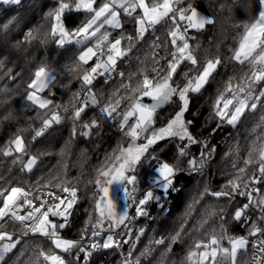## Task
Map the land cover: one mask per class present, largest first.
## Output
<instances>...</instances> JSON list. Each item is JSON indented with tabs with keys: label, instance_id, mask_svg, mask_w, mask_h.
I'll return each mask as SVG.
<instances>
[{
	"label": "snow or ice",
	"instance_id": "1",
	"mask_svg": "<svg viewBox=\"0 0 264 264\" xmlns=\"http://www.w3.org/2000/svg\"><path fill=\"white\" fill-rule=\"evenodd\" d=\"M2 2L19 5L22 0ZM74 7L75 10L89 15L80 26L72 30L65 27L62 17L70 5L64 0H59L58 5L45 15V20L50 21V31L41 32L40 28H36L29 30L24 37L23 42L26 43L38 40L44 44L51 37L56 39L58 47L75 44L81 48L75 59L64 65L62 74L70 78L69 83L75 79L80 81L82 97L81 92H76L66 103L54 104L52 100L40 95L46 89H50L57 80L56 71L46 64L35 71L34 78L28 84L26 99L40 110L34 119L42 122V126L35 131L33 140L41 137L52 124H58L64 118L61 111L54 109L68 113L71 108L69 119L74 125L81 121L82 114L87 109L100 103L93 90L94 81L98 77H103L107 83L114 74L123 80L125 73L117 71L118 61L129 56L136 43L145 38L149 29H155L162 22H170L167 37L170 39L171 51H168V41L160 42L157 37L150 46L153 67L150 70L141 67L137 72L128 74L127 81L121 83L108 97L107 103L100 108L101 116L112 118L116 113L121 114L119 128L129 142L126 147L118 146L97 170L95 185L98 193L95 194L94 201L96 213L94 222L91 213L89 214L91 237L95 238L101 236L106 227L109 232H114L121 226L127 227L126 221L133 219L129 216L127 204L123 209L118 207L113 195L114 185H121L124 199L135 205L136 217L148 215L145 206L149 201H160L161 196L155 195L151 188L136 200L139 179L136 169L144 159L151 156L149 152L151 146L161 140L177 138L186 142L179 148L180 156L187 155V148L199 142L190 131L193 122L184 119L190 105V94L199 93L209 83L222 60L219 56L209 58L203 66H199L196 50L189 42L192 38L187 33L190 29H203L214 21L211 17L200 14L197 7L186 0H75ZM122 17L134 21V35H125L123 32L113 35L114 31L123 29ZM15 19L13 17L4 23L0 31L6 32ZM183 21L187 23L182 28ZM161 49L166 55H161ZM161 60L165 63L161 64ZM231 60L239 67L229 77L224 91L219 93L213 107L216 116L221 119L227 118V123L235 126L246 113H256L258 109H264V87H257L264 85V0H259L258 15L250 17L249 22L244 24L243 35L238 48L233 51ZM186 62L191 68L184 73L185 83L176 84L174 77L180 66ZM4 91L7 90L0 89V92ZM173 97H178L181 102L179 110L164 126L154 129L155 114ZM122 105L124 110L121 112ZM130 120L134 122L130 123ZM94 127H98L96 120L82 125L84 130ZM257 127L264 128V112L259 116ZM76 132L74 126L73 136ZM149 132L150 135H145ZM83 134L88 135V131H84ZM142 136L144 142L137 143ZM16 154H27V145L19 133L0 148V155L5 158L12 157L13 164L20 163L21 171L31 172L38 163L36 155L28 156L27 161L23 162L22 155ZM206 161L207 157L202 152L199 160L192 157L188 163L193 171L198 172L205 167ZM232 167L235 169L234 175L220 190L210 191L206 187L198 198H193L185 213L184 223L171 240L175 243L181 239L187 218L191 216L195 205L200 203L205 194L229 201L234 200L236 196L245 197L247 202L235 209L232 219L248 227V235L228 234L223 224L224 218L221 216L220 230L213 228L207 233L206 239L195 242L187 254V264H264V193L254 187L264 181V132L249 146L246 156L242 159V166L233 163ZM250 169H254L252 174H249ZM156 171L154 184L166 194L173 187L176 168L165 161L156 166ZM4 180L5 178L0 176V182ZM41 180L37 181L38 188L35 192L22 186L0 188V197H3L0 204V264H8L9 255L14 253L18 245H21L25 238L36 235L47 238L52 248L45 249L39 243L25 244V247L16 254L13 264H77L82 255L87 258L92 254V250L119 248L122 243L131 244L123 264H141L140 258L149 255V249L146 248L133 259L135 243L129 239L121 242L112 234L107 235L102 244L95 239L86 244L87 224L81 230L79 239L64 238L61 231L70 227V217L78 198L77 189L66 186L65 181L58 176H52L42 184ZM54 189L68 195L59 196ZM256 196L259 198H255ZM160 206L163 208V205ZM253 208L259 213L256 219L247 215ZM220 211L223 212V209ZM216 214L214 208H209L205 218L200 222V227L203 228ZM54 217H59V221L52 219ZM143 232L144 229H141L140 233ZM249 237L262 238L252 244L251 261L241 262L238 255L247 252ZM224 241H227L229 247L223 246ZM153 243L159 245L165 242L160 239ZM26 253L29 255L22 259Z\"/></svg>",
	"mask_w": 264,
	"mask_h": 264
},
{
	"label": "trees",
	"instance_id": "2",
	"mask_svg": "<svg viewBox=\"0 0 264 264\" xmlns=\"http://www.w3.org/2000/svg\"><path fill=\"white\" fill-rule=\"evenodd\" d=\"M58 2L59 0H22L21 4L13 5L0 1V27L13 17L16 18L6 32L0 31V62H2L0 89L7 90L0 92V148L7 145L9 140L19 133L27 145V154L16 155H22L23 162L28 155L38 157L37 165L31 172H27L21 171L20 163L13 164L12 157L5 158L0 155V176L5 178L0 182V188L37 185V181L43 177L42 184L50 177L58 176L67 186L77 189L78 197L70 217V227L63 229L61 235L69 239H79L80 232L86 224L88 231L91 229L89 214L91 213L92 222L96 219L94 201L95 194L98 193L95 185L97 170L118 146L126 147L129 142L119 128L121 114L116 113L112 118H108L101 116L100 108L107 103L108 97L119 88L120 84L127 81L128 74L137 72L141 67L148 70L153 67L150 46L157 37L160 42L168 41V51H171L170 39L167 37L170 22H162L154 30H149L145 38L136 43L129 56L118 61L117 70L125 73L123 80L119 76H114L107 83L103 77H98L94 81L93 90L100 103L87 109L82 114L81 121L74 125L69 119L71 108L68 113L54 109L61 111L64 118L60 123L52 124L41 137L33 140L35 131L42 126V122L34 119L40 110L32 105L26 96L29 91L28 84L41 65L46 64L57 73V80L50 89L42 93L54 104L66 103L76 92H81V97L83 96L80 81L75 79L69 83L70 78L62 74L64 65L70 63L79 54L80 46L69 44L61 48L57 46L56 39L51 37L44 44L38 40L31 43L23 42L29 30L40 28L41 32L50 31V21L45 20V15L55 8ZM64 2L70 5L62 17L68 30L80 26L89 18L87 13L75 10V0H64ZM186 2L192 3L214 21L203 29H190L187 33L192 38L189 42L196 50L199 66H203L207 59L217 56L222 63L213 78L199 93L190 94V105L184 119L193 122L190 131L199 142L187 148V155L180 156L179 148L186 142L177 138L161 140L151 146L149 149L151 156L144 159L136 169L139 177L136 200H139L146 190L152 188V181L157 177L156 166L159 163L167 161L176 168L172 189L166 194L160 190L163 208L157 205V201L152 200L145 206L148 215L136 217L135 205L127 202L129 216L133 219L126 221L127 227L122 226L121 242L129 239L135 243L133 259L146 248L149 249V255L140 258L141 264H187V254L192 250L195 242L206 239L207 233L213 228L220 230L221 216L224 218L223 224L228 234L248 235V227L232 219L235 209L246 203L245 197L236 196L234 200L229 201L205 194L200 203L195 205L191 216L187 218L181 239L175 243L171 240L184 223L185 213L193 198H198L206 187L210 191L220 190L235 173L233 163L242 166V159L246 156L249 146L264 132V128L257 127L259 116L264 109H258L256 113H246L233 126L227 123V118L221 119L216 116L213 107L219 93L224 91L229 77L239 67L231 57L240 43L244 24L249 22L250 17L258 15L259 0H237V2L186 0ZM122 23L123 29L114 31V36L121 32L125 35L135 34V23L131 18L122 17ZM161 55H166L163 49ZM163 63L165 61L161 60V64ZM190 68L191 65L187 62L180 66L174 77L176 84L185 83L184 73ZM180 103L178 97H173L167 105L158 110L155 114V126L165 125L179 110ZM123 110L122 105L121 112ZM48 115L50 117L51 113ZM92 120L97 121L98 127L84 130L82 125L91 123ZM132 122L130 120V123ZM74 126L77 129L75 136L72 134ZM84 131H88V135H84ZM140 139V141L144 140ZM202 152L207 157L205 167L198 172L193 171L188 161L192 157L199 160ZM253 172L254 169H250L249 174ZM254 187L264 193V181ZM2 201L3 197H0V204ZM209 208H214L217 214L201 228L200 222L205 218ZM220 209H223V212ZM247 215L256 219L259 213L253 208ZM141 229H144L143 234L140 233ZM160 239L165 243L159 245L153 243ZM35 243L41 244L45 249L52 248L45 237L39 235L27 237L21 245H18L14 253L9 255L8 264H13L16 254L25 247V244ZM227 245V241H224L223 246ZM130 247L131 244L122 243L119 248H101L90 264H123ZM28 255L29 253H26L22 259H26ZM247 256L248 250L239 254L238 259L243 262L247 260ZM66 258L71 259V257ZM77 264L84 263L80 260Z\"/></svg>",
	"mask_w": 264,
	"mask_h": 264
},
{
	"label": "built area",
	"instance_id": "3",
	"mask_svg": "<svg viewBox=\"0 0 264 264\" xmlns=\"http://www.w3.org/2000/svg\"><path fill=\"white\" fill-rule=\"evenodd\" d=\"M150 31H152V30H154V29H149ZM161 51V53H162V49L160 50ZM118 71V70H117ZM119 72V71H118ZM114 76H118V75H113V77ZM67 186V185H66ZM69 187V186H68ZM26 189H31L33 192H35V191H37V188H38V185H33V184H28V186H26L25 187ZM41 191H44V189H40ZM55 191H56V194L57 195H59V196H62V197H64V196H67L68 195V193H64V192H62V191H60V190H56V189H54ZM77 202V201H76ZM162 204V200L160 199V201L157 203V205L160 207V205ZM75 205H76V203H75ZM75 205H74V207H75ZM74 209V208H73ZM73 211V210H72ZM149 218H152V216H149ZM52 219H54V220H57V221H59V217H54V218H52ZM121 231H122V226H121V228H118V229H115V231L114 232H112V234L115 236V238L117 239V240H122V236H121ZM104 233H105V231H103L102 232V234H101V236H99V237H95V238H93V237H91V229L88 231V240H86L85 241V243L87 244V243H90V242H92V240L93 239H95L97 242H99V243H103V241H104ZM260 238H262V237H251L250 238V244H249V247H248V256H247V260L246 261H251V258H252V255H253V248H252V244L253 243H256V242H258V240L260 239ZM101 250V248H98V249H96V250H92V254L89 256V257H87V258H85L83 255H82V257H81V261H82V263H84V264H90V262H91V260H92V258L95 256V254L97 253V252H99Z\"/></svg>",
	"mask_w": 264,
	"mask_h": 264
},
{
	"label": "rangeland",
	"instance_id": "4",
	"mask_svg": "<svg viewBox=\"0 0 264 264\" xmlns=\"http://www.w3.org/2000/svg\"><path fill=\"white\" fill-rule=\"evenodd\" d=\"M0 1H2V0H0ZM199 12H200V14H202V15H205V16H207L206 14H204L203 12H201L200 10H198ZM122 22V21H121ZM187 22L186 21H183V22H181V27L183 28V26L186 24ZM239 46V45H238ZM40 95H42V96H44L42 93H40ZM46 97V96H45ZM47 98V97H46ZM134 122V121H133ZM162 126H164V125H158V126H155V116H154V129H158L159 127H162ZM151 133L149 132L148 133V135H150ZM141 138H143L144 139V137L142 136ZM141 139H139L138 141H137V143H143L144 142V140H142V141H140ZM28 156H31V155H28ZM26 161H27V159H26ZM25 161V162H26ZM155 179L156 178H154L153 179V183H152V188H151V190H153V192H154V194L155 195H160L161 196V192H160V188H158L155 184H154V181H155ZM113 195H114V198H115V200L118 202V207L119 208H121V209H123L124 207H125V205L127 204V202H129V201H126L125 199H124V196H123V192H122V187H121V185H119V184H117V185H114L113 186ZM110 191H111V189H110ZM135 197H136V194H135ZM141 198V197H140ZM247 202V201H246ZM128 205V204H127ZM128 210H129V206H128ZM57 221V220H56ZM105 233H104V239L107 237V235H109V234H112V232H109L108 230H107V227L105 228ZM113 235V234H112ZM64 237V236H63ZM64 238H67V237H64ZM67 239H69V238H67ZM225 247H229V245H227V246H225Z\"/></svg>",
	"mask_w": 264,
	"mask_h": 264
},
{
	"label": "water",
	"instance_id": "5",
	"mask_svg": "<svg viewBox=\"0 0 264 264\" xmlns=\"http://www.w3.org/2000/svg\"><path fill=\"white\" fill-rule=\"evenodd\" d=\"M97 98H98V97H97ZM98 100H99V98H98ZM146 102H150V101L146 100ZM93 107H95V106H93ZM163 107H164V106H163ZM163 107H162V108H163Z\"/></svg>",
	"mask_w": 264,
	"mask_h": 264
}]
</instances>
